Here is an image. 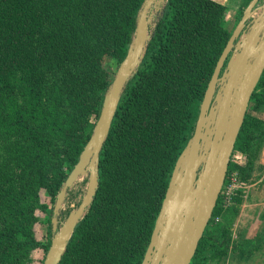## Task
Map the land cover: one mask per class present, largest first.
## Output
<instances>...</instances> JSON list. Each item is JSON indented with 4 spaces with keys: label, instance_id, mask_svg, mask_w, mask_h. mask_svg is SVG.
Listing matches in <instances>:
<instances>
[{
    "label": "trees",
    "instance_id": "trees-1",
    "mask_svg": "<svg viewBox=\"0 0 264 264\" xmlns=\"http://www.w3.org/2000/svg\"><path fill=\"white\" fill-rule=\"evenodd\" d=\"M145 1L0 0V264H34L37 248L45 259L53 204L93 134ZM250 1H242L237 23ZM227 14V5L215 0L157 6L145 55L100 152L96 194L59 264L142 263L175 163L232 34ZM263 108L264 73L190 264H205L210 244L222 246L218 236L227 227L216 219L225 190L233 174L247 180L252 169L234 156L263 144L264 119L252 113ZM233 201L241 203V196ZM38 210L46 215L45 242L34 231Z\"/></svg>",
    "mask_w": 264,
    "mask_h": 264
},
{
    "label": "water",
    "instance_id": "water-1",
    "mask_svg": "<svg viewBox=\"0 0 264 264\" xmlns=\"http://www.w3.org/2000/svg\"><path fill=\"white\" fill-rule=\"evenodd\" d=\"M146 0L135 36L106 94L100 116L54 205L53 237L43 264H59L98 188L100 152L128 79L150 40V14L161 2ZM264 73V0H251L225 46L200 105L194 133L179 155L141 264H190L212 219L251 97ZM89 172L86 195L59 223L70 188Z\"/></svg>",
    "mask_w": 264,
    "mask_h": 264
},
{
    "label": "rangeland",
    "instance_id": "rangeland-1",
    "mask_svg": "<svg viewBox=\"0 0 264 264\" xmlns=\"http://www.w3.org/2000/svg\"><path fill=\"white\" fill-rule=\"evenodd\" d=\"M224 3L228 7L226 27L234 30L237 25L235 11H238L242 0H215ZM155 10L150 14L151 26L155 25ZM16 90L20 89L16 82ZM18 100H22L18 96ZM9 109L11 107L9 106ZM8 109V110H9ZM252 113L264 119V108L253 110ZM192 136H190L191 138ZM264 150V142L257 151H248L245 154H236L235 160L241 161L242 165L251 162L252 169L250 177L243 179L242 174L235 173L228 186L230 198L223 201V214L217 217V223L226 225L225 233L219 234L218 241L222 246L210 244L205 254V264H264V164L260 162ZM89 182V172L83 173L68 191L59 212V223L66 220L69 213L78 208L86 195ZM241 189V193H236ZM42 201L49 202L45 191H42ZM241 196V203H234V196ZM55 205V202L54 204ZM36 215L38 221L34 225L36 237L45 242L48 237L45 224L46 215L38 210ZM44 251L37 248L33 251V263L41 264L44 259ZM252 262V263H251Z\"/></svg>",
    "mask_w": 264,
    "mask_h": 264
},
{
    "label": "crops",
    "instance_id": "crops-1",
    "mask_svg": "<svg viewBox=\"0 0 264 264\" xmlns=\"http://www.w3.org/2000/svg\"><path fill=\"white\" fill-rule=\"evenodd\" d=\"M242 1H243V0H242ZM242 1H241V3H242ZM235 15H236V17H237V11H235ZM260 162L264 164V150H263V155H262V158H261ZM251 263H252V262H251Z\"/></svg>",
    "mask_w": 264,
    "mask_h": 264
},
{
    "label": "built area",
    "instance_id": "built-area-1",
    "mask_svg": "<svg viewBox=\"0 0 264 264\" xmlns=\"http://www.w3.org/2000/svg\"><path fill=\"white\" fill-rule=\"evenodd\" d=\"M225 191H226V199H229L230 198V191L228 190V188Z\"/></svg>",
    "mask_w": 264,
    "mask_h": 264
}]
</instances>
